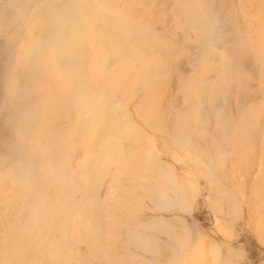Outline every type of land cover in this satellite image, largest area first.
<instances>
[{
    "label": "rangeland",
    "instance_id": "374dc122",
    "mask_svg": "<svg viewBox=\"0 0 264 264\" xmlns=\"http://www.w3.org/2000/svg\"><path fill=\"white\" fill-rule=\"evenodd\" d=\"M71 1L73 7L79 1L94 8L93 17L98 15L109 33L121 31V23H126L131 25L130 36H148L168 52L159 74L157 67L140 62L148 76L133 88L125 68L132 62L127 59L109 58L104 70H95L105 75L98 80L110 94L104 107L116 109L138 130L134 143L141 151L135 159L141 163L136 160L138 166H133L134 159L124 154L86 168L82 161L88 155L87 135L81 128L82 120L90 121L82 115L86 108L76 94L69 105L58 98L54 87L66 76L61 74L66 59L57 60L56 67L51 54L37 60L29 27L38 10L55 9L63 0H0V162L28 164L31 172H24L33 173L45 187L49 179L40 166L46 155L33 149L32 140L48 126L49 112L57 110L59 138L73 141L54 166L71 178L76 191L74 206L64 217L67 260L61 264H264V0H194L207 13L211 30L206 36L176 26V0ZM69 21L55 43L68 37ZM232 28L245 53L232 64V80L219 92L216 83L224 69L217 57L227 55ZM252 30L262 37V47L254 44ZM49 44L46 51L56 46ZM89 48L84 76L93 73ZM218 66L222 69H215ZM150 94L153 112L142 115L141 104ZM157 110L161 122L154 125ZM177 118L187 119L180 134L173 130ZM190 133L194 152L183 145L192 142ZM120 143L132 145L127 139ZM130 188L135 194L127 193ZM46 189L51 204L57 205L58 189ZM122 197L131 204L120 205ZM84 211H92L97 219L94 236L101 251L79 224ZM9 219L17 221L19 213H10ZM6 251L3 261L8 258V263L0 264L10 262L11 249Z\"/></svg>",
    "mask_w": 264,
    "mask_h": 264
},
{
    "label": "bare ground",
    "instance_id": "6f19581e",
    "mask_svg": "<svg viewBox=\"0 0 264 264\" xmlns=\"http://www.w3.org/2000/svg\"><path fill=\"white\" fill-rule=\"evenodd\" d=\"M175 6V14L177 13L179 15L175 20L176 26H186L189 28L188 30H192L195 35V31H201L202 34L205 33V36L210 32L211 29L207 21L205 8H203L202 5L200 6L198 2L194 0H176ZM95 11L94 8H85L79 1L78 3L76 2L73 7L71 0H63L62 5L55 9L47 8L43 11L38 10L31 21V25H29L30 31L34 37L32 44H34L33 46L37 49V60L38 56L42 59L46 57L45 54L48 57L49 54H51L52 58L50 62L53 61V66L56 67L57 64L55 63L58 62L57 60L60 58L66 59L67 68L61 73L66 76L59 78L54 88L60 95L58 98L61 101H68L66 102L67 105L70 103L73 104L71 100H73L76 94L78 104L86 108L82 115L85 118H90V121H88V123L85 120L81 121V128L85 127L83 130L87 135L85 147L88 155L84 161H82L86 168H91L94 164L99 162L106 164L109 158L113 156L120 158L119 155L123 156L124 154H129L134 159L132 161L133 166L137 167L138 163L136 162L137 159H135V156L136 153H140L141 150L137 149V145L134 141L136 136H138V130L131 126L132 124L127 118L121 119V115L116 109H106L104 107L106 103L105 97H108L110 94L109 91H106L105 85H102L98 80V77L105 79V75L97 74L95 70H104L109 58L116 59L115 61L118 59H127L129 62H132H130V65H126L125 68L129 70L127 77L129 85L133 88L137 80L148 76L142 65L157 67V74L163 71L165 67V62L163 61L167 57L168 50L162 47L161 42L148 36H130L131 30H129V27L131 25L126 23H121V31L117 32L120 33L124 31L123 36H119L115 32L109 33L106 30L104 22L100 21L98 18V15L93 17ZM229 11H231V9ZM225 12L227 13L226 10ZM126 15L133 16V14L129 13H126ZM230 15L232 16L231 13ZM68 19H71V22ZM59 20H63V22L60 23ZM66 21L70 22L69 26L71 31L64 40L61 41V36L59 37L62 43L59 40L58 43H55V41L57 42L55 39L57 35H59V31L64 27L63 25ZM230 35L228 53L226 52L227 55H219L217 57V59L220 58L222 65L219 64L223 66L224 69V72L220 74V80L216 83L219 92L228 87V83L232 80L233 76L231 75L232 64L241 59L242 55L245 53L243 43L235 36L236 33L234 28L231 29ZM250 35H252L254 44L259 48L262 47V37L257 36L256 30H252ZM205 38L203 40H205ZM49 43L57 47L53 46L50 51H46L50 45ZM204 43L203 45H205ZM89 44L92 45L91 48H89ZM194 45H196V43H194ZM198 47L197 45L196 48L200 50L201 48ZM88 48L90 50L88 52L90 58L87 60L91 67H89V72L93 71V73L84 76L81 75L85 64V62L83 63V59L84 55H87L86 52ZM210 55L212 56L211 59L215 58L212 54ZM63 63H65V61ZM159 63L160 65H158ZM171 63L172 61H170V64ZM219 67L220 66L215 67V69H219ZM220 69H222V67H220ZM81 78L85 84H83ZM196 80L197 78L195 81ZM209 89L207 90L209 91ZM152 96L153 95L150 94L149 97L143 100L141 104L142 109L140 110L143 111L142 115L146 113L152 114L154 108V99ZM55 97L56 96L53 95V98ZM48 100L50 101L49 96ZM197 101L198 100H196V102ZM108 102H110V98ZM75 105L76 107L78 106L76 103ZM154 116L153 124L159 125L161 122L160 112L157 110ZM47 118L48 122L46 123L48 126L43 129V134H39V136L32 140L33 149L36 151L40 150L39 152L46 155V158H44L40 166L42 167V172L40 171L42 176L44 175V177L49 179V183L45 187L35 181L33 173L29 174L24 172V169H28L29 172H31L28 164L26 166L25 164L17 166L16 163L0 162V263L7 262L8 258L3 261V255L7 253V249H11L9 264H61L67 260V252L62 242V237L65 232L64 217L66 218L68 213L71 212V210H69L70 207L73 208L74 206L76 191L74 190V184L71 178H69L63 170L58 171L54 169V166L61 161L63 153L70 150L73 141L70 142V138L60 139L57 133L61 129L55 131L60 126L59 118H57V110H53L51 113L49 112ZM185 121H187V119L177 118L173 128L175 134H180L184 130L182 125ZM245 132L246 128L244 129V133ZM125 135L126 137H124ZM190 136L192 142L183 143V145L184 149L187 147L190 151L194 152L197 148L191 133ZM241 136L243 137L244 134ZM121 139L129 140L132 142V145H121ZM238 142L245 145V147L247 146V144L244 143L246 141ZM261 159L264 167V156ZM137 161L141 163L139 160ZM59 167H61V165ZM124 174L129 175L132 173L130 170H125ZM140 174L141 173L135 178L139 179ZM84 183L86 182L84 181ZM257 185H259V183H257ZM48 186L58 189L57 205L51 204L49 200L50 196H48L49 194L46 189ZM127 193H129V195L135 194L131 188L127 189ZM152 199H154L153 196ZM121 202L123 205L131 204L125 197L119 200L120 205H122ZM12 212L19 213V219L15 222L9 219V214ZM91 212L86 213V211H84L79 224L83 228V233L92 236L93 244L97 246L96 249L101 251L103 249L101 248L102 245L98 243L99 241L97 242L95 240L94 236L95 231L97 230L98 232L97 227L99 224L96 225L97 219L95 220ZM79 237H81L80 234Z\"/></svg>",
    "mask_w": 264,
    "mask_h": 264
}]
</instances>
